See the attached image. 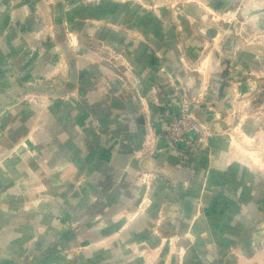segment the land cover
<instances>
[{
  "label": "crops",
  "instance_id": "0c3cea01",
  "mask_svg": "<svg viewBox=\"0 0 264 264\" xmlns=\"http://www.w3.org/2000/svg\"><path fill=\"white\" fill-rule=\"evenodd\" d=\"M177 44L169 14L139 0H0V264H264L247 159L215 132L179 164L162 133L182 86L200 84ZM211 75L228 107L229 81Z\"/></svg>",
  "mask_w": 264,
  "mask_h": 264
},
{
  "label": "rangeland",
  "instance_id": "374dc122",
  "mask_svg": "<svg viewBox=\"0 0 264 264\" xmlns=\"http://www.w3.org/2000/svg\"><path fill=\"white\" fill-rule=\"evenodd\" d=\"M147 1L139 0V3L146 9L159 13L164 10L169 14L170 24L176 30L179 59L187 71H196L200 76V84L194 90L191 86H182L179 98L163 120L162 133L174 142L180 156L179 164L190 163L185 159L198 150H204L209 136L221 132L228 136L229 149L235 150L236 156L247 159L244 161L250 164L248 175L256 174L257 180L258 177L263 180V183L259 181V187L264 191V0ZM190 4L194 6L193 11L189 9ZM186 24L189 29H186ZM195 36L203 43L197 56L191 58L187 49ZM107 48L113 59L129 67L123 55L113 51L111 46ZM216 71L222 72L223 78L229 81L226 86L228 107L223 101L222 86L214 87L209 83V76ZM196 110L210 111L212 115L203 120ZM182 116L187 118H180ZM190 120H195L198 126H187ZM151 140L144 141L145 148ZM202 163L201 179L207 177L212 160H203ZM158 174L154 168L141 169L137 180L148 189ZM146 201L142 200L140 205ZM259 217L263 222L264 215ZM158 222H154L153 230L158 229ZM172 246L170 248L175 253L177 248L174 244ZM154 248L143 247V255L150 257L157 247ZM248 250L252 255L256 245ZM167 253L160 259L162 264L173 260L168 259L170 253Z\"/></svg>",
  "mask_w": 264,
  "mask_h": 264
},
{
  "label": "built area",
  "instance_id": "2783aa9c",
  "mask_svg": "<svg viewBox=\"0 0 264 264\" xmlns=\"http://www.w3.org/2000/svg\"><path fill=\"white\" fill-rule=\"evenodd\" d=\"M174 118H176V117H174ZM180 118H187V117H185V116H182V117H180ZM189 119V118H188ZM187 126H189V127H191V128H193V127H197L198 126V124H197V122L195 121V120H190V122L189 123H187L186 124ZM184 127H186V126H184Z\"/></svg>",
  "mask_w": 264,
  "mask_h": 264
}]
</instances>
